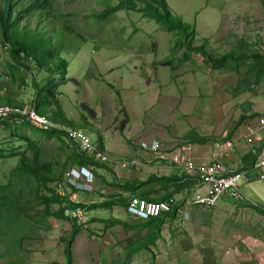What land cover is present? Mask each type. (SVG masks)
Returning <instances> with one entry per match:
<instances>
[{
    "label": "rangeland",
    "instance_id": "rangeland-1",
    "mask_svg": "<svg viewBox=\"0 0 264 264\" xmlns=\"http://www.w3.org/2000/svg\"><path fill=\"white\" fill-rule=\"evenodd\" d=\"M51 1L54 15L50 19L21 15L16 20L18 31L25 34L27 41H32L36 35L42 38L46 49L52 48L43 64L26 56L14 59L8 46L2 43L0 32V105L10 102L12 106L39 107L61 121L56 98L62 114L71 122L68 126L86 130L93 141L105 137L108 150L116 145L137 144L142 138L138 141V137L123 134L129 113L122 100V86L124 99L132 101L129 133H139L143 122L157 121L167 100L161 96L158 102L152 101L153 95L158 99L157 94L145 91L143 83L134 76L135 72L128 70L130 62H127L126 48L135 42L144 50L158 47L159 51L165 52V40L171 38L175 42L182 38L181 32L170 30L173 39L168 33L163 37L159 32L161 29L151 25L141 10L123 9L104 14L119 5L120 0ZM145 1L137 0V8H144ZM166 1L184 23L193 24L194 16L199 14L196 10L201 9L206 0ZM0 7H3V0H0ZM196 25L192 45H201L207 35V48L214 58L233 55L229 68L247 69L253 77L255 70L264 64V0L230 1L229 6L204 13ZM155 36L157 44L153 41ZM177 48L173 59L166 56L164 60L172 59L176 63L185 52L184 46ZM60 59L65 61V66L56 69ZM126 137L130 139L126 140ZM126 152L107 154L112 159H120L129 157ZM22 156L26 161H22ZM80 163L75 145L56 133L26 121L16 125L0 123V186H3L0 194V264H68L65 245L73 233L72 257L73 246L76 257L89 249L92 252L86 254L89 262L97 261V256L105 251V261L120 264L133 250H151L155 246L164 219L136 222L134 230L130 231L131 228L124 224L94 223L102 212L91 206L90 211H95L90 213L91 219L80 225L67 216L68 205L47 206L44 203V197L51 198L55 193V180ZM92 165L97 185L95 194L99 198L116 197L121 203L123 198L119 193L138 196L148 189L143 181L145 168L133 169L127 177L117 164ZM38 167L53 177V181L40 180L30 172ZM156 179L148 177L152 190L157 189V185L154 186ZM83 197V194L78 195L80 201ZM158 227L160 229L156 230Z\"/></svg>",
    "mask_w": 264,
    "mask_h": 264
},
{
    "label": "crops",
    "instance_id": "crops-1",
    "mask_svg": "<svg viewBox=\"0 0 264 264\" xmlns=\"http://www.w3.org/2000/svg\"><path fill=\"white\" fill-rule=\"evenodd\" d=\"M223 1L203 2L201 9L196 10L199 14L194 16V22L190 25L197 27L199 17L204 13L229 6L233 0ZM153 22L150 19L151 25L161 29L159 32L163 37L168 33L173 39L170 30ZM154 39L157 44L158 38L155 36ZM204 39H208V36ZM165 41L166 53L159 51L158 47L144 50L135 42L126 48L129 54L127 62H130L128 70L135 72L134 76L143 83L145 91L157 94L158 99L153 95L152 101L158 102L161 96L167 100L163 113L157 117V121L143 122L139 133H129L132 101L124 99L122 86V100L129 113L123 134L138 137V141L142 139L137 144L116 145L108 150L106 138L102 136L104 150L119 154L127 150L130 156L141 142L159 141L170 151L182 145L190 146L195 161L212 162L217 151L216 142L223 144L225 140H233L234 148L226 151V146H223L224 155L220 159L244 174L241 187L248 204L239 206L224 202L212 209H189L187 221L178 215H163L160 218L166 221L161 226L155 246L151 250H133L120 264H264V214L258 211L264 210V75L257 82L256 73L251 77L247 69H213L204 63L201 55L193 53H190L189 60L181 61L182 56H179L174 63L173 55L178 49L175 47L176 41H171V38ZM166 56L172 58V66L160 64ZM239 85L241 90L235 92L234 89ZM144 168L143 181L147 183L148 189L136 196L141 199L150 202L174 194L173 198L180 200L199 189L196 178L186 175L160 177L154 167ZM129 172H123V175L129 177ZM147 173L149 176H146ZM150 176L157 178L154 183L157 189L152 190V183L147 182ZM167 179L177 180L178 185L168 183ZM96 190L97 185L93 194L79 193L84 197L81 201L78 199L80 205L88 207L108 203L105 207L97 208L102 213L98 214L99 220L94 223L109 226L124 224L132 231L134 223L148 221L128 214V194L119 193L123 201L118 203L116 197L108 200L99 198L95 194ZM87 253L92 254L89 249H85L84 255L76 257L73 246L72 264H109L105 261V251L97 256V261L90 262Z\"/></svg>",
    "mask_w": 264,
    "mask_h": 264
},
{
    "label": "built area",
    "instance_id": "built-area-1",
    "mask_svg": "<svg viewBox=\"0 0 264 264\" xmlns=\"http://www.w3.org/2000/svg\"><path fill=\"white\" fill-rule=\"evenodd\" d=\"M21 121H26L42 130L57 131L64 139L77 144L79 151L94 163L117 164L124 172L150 166L157 169V175L160 177L186 175L197 179L199 189L190 193L185 199L178 200L171 197L167 201L149 202L131 194L126 195L128 214L139 219L163 217L175 211L178 217L187 221L189 209H212L224 202L239 206L248 204L241 187L244 174L220 159L224 155L223 146H226V151L234 148L233 140H225L223 144L216 142L217 155L215 152L212 162L195 161L191 155L190 146L182 145L170 151L159 141H143L135 147L136 149L134 148L135 150H132L129 157L112 159L107 152L100 149L98 142L93 141L82 129L65 128L48 115L40 114L34 106L0 105V123L10 122L16 125ZM248 141L252 142V139ZM54 183L55 193L69 207L66 210L67 216L81 225L87 224L91 219L90 212L86 208L70 206L80 205L77 198L79 193L93 194L95 192L96 176L93 165L71 167Z\"/></svg>",
    "mask_w": 264,
    "mask_h": 264
},
{
    "label": "trees",
    "instance_id": "trees-1",
    "mask_svg": "<svg viewBox=\"0 0 264 264\" xmlns=\"http://www.w3.org/2000/svg\"><path fill=\"white\" fill-rule=\"evenodd\" d=\"M137 0H120L119 5L116 7L111 8L110 10L106 11L104 14L108 12H117L119 10L123 9H130V10H141L149 19H153L157 24L162 26L164 29L167 30H177L181 32L182 38L177 39L175 42V47L178 46H184L185 52L182 54L181 61H187L190 59V52L199 54L203 57V61L206 65L211 66L213 69H238L236 67L229 68L228 65L231 61H233V55L223 57V58H214L212 54L208 51V39H204V42L201 45H192L193 38L195 36V27L194 25H190L187 23H184L182 21V17L175 15L170 6L168 5L166 0H146L145 1V7L144 8H137ZM54 7L53 2L51 0H3V7H0V32L2 36V43L6 44L9 48L10 55L16 59L20 58L21 56H26L29 58L36 59L41 64L44 63L47 57H49L52 53V48L49 47L46 49L44 47V44L42 42V38L39 36H34L32 41H27V38L24 33L18 31L17 29V23L16 20L19 19V16L26 15V16H32L37 17V19H50L53 13ZM39 33V32H37ZM46 42H50L47 37H44ZM235 51V50H234ZM232 51L231 53H235ZM61 63L57 66L56 69H60L62 66H65V61L63 59H60ZM172 62L169 61H162L160 64H171ZM64 74L66 73V69L63 68ZM256 73V81L259 82L261 79V76L264 75V64H262L258 69L255 70ZM241 84V83H240ZM241 90L240 85L237 86L234 91L239 92ZM53 97H55V93L53 94ZM56 104L59 106V113L61 116V121L55 120V118L48 115L46 112L42 111L41 108L36 107L40 114L42 115H48L52 120L55 122H58L61 124V126L70 127L68 124L71 122L68 121L64 115L62 114L61 105L59 104V100L55 98ZM4 105H10V102H5ZM35 107V106H34ZM72 129H75L73 127H70ZM56 133L61 138L60 133ZM64 139V138H63ZM66 140V139H65ZM70 141V140H68ZM205 141V140H201ZM72 142V141H70ZM98 145L101 150H104V141L102 137L98 138ZM75 147L77 148L78 153L80 154V160L81 163L76 166H83L88 164H93L94 162L90 161L89 158L86 157L82 152L79 151L78 145L75 144ZM264 146V143L262 144ZM22 161H26V157L22 156ZM96 163V162H95ZM35 174V176L40 180H46V181H53V177H50L46 173L43 172L42 168H34L32 171ZM155 178V177H153ZM168 182H172L175 186L177 184V180L167 179ZM56 181V180H55ZM2 187L0 186V194L2 191ZM181 187V186H179ZM174 194H170L165 198H162L161 200H153L150 202H160V201H167L169 198L173 197ZM2 195H0V198ZM44 203L47 204V206H50L51 204H63L64 200L60 198L56 193L52 195L51 198L44 197L42 199ZM106 204L104 203L102 205H96V208L105 207ZM70 207H80V208H86L90 212L91 206H83V205H71ZM69 208V207H68ZM65 210V209H64ZM67 210V208H66ZM259 212L264 214V210L258 209ZM63 211L60 213L62 214ZM171 216H176V212L173 211L170 213ZM164 218H151L148 221L151 220H159ZM81 225V224H80ZM160 229L158 227L156 230ZM154 230V231H156ZM153 231V232H154ZM74 234H72L70 240L65 245V254L67 256L68 264H71L73 261L72 257V241L74 239Z\"/></svg>",
    "mask_w": 264,
    "mask_h": 264
}]
</instances>
